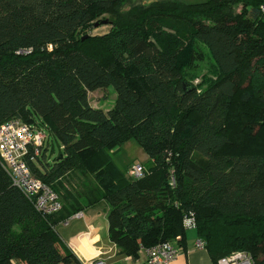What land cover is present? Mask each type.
<instances>
[{
  "label": "trees",
  "instance_id": "trees-1",
  "mask_svg": "<svg viewBox=\"0 0 264 264\" xmlns=\"http://www.w3.org/2000/svg\"><path fill=\"white\" fill-rule=\"evenodd\" d=\"M123 1L0 0V125L45 135L23 161L60 202L41 216L0 161V264H81L54 228L101 202L120 254L182 246L191 215L214 264L240 252L264 264V151H224L233 104L250 107L244 135L264 129V0L157 2L120 15ZM102 25L107 33L88 35ZM185 40L191 56L180 63ZM108 89L111 108H93L88 96ZM129 141L148 159L143 178L112 160ZM74 173L84 182L71 192L62 184Z\"/></svg>",
  "mask_w": 264,
  "mask_h": 264
},
{
  "label": "built area",
  "instance_id": "built-area-1",
  "mask_svg": "<svg viewBox=\"0 0 264 264\" xmlns=\"http://www.w3.org/2000/svg\"><path fill=\"white\" fill-rule=\"evenodd\" d=\"M44 140L45 135L42 132L34 133L30 127L19 121L9 120L0 125V161L8 171L11 183L32 202L37 213L41 216H54L60 210L58 196L41 181L34 179L23 161L28 147L30 145L39 147ZM127 175L129 178L140 179L145 176V171L141 165L135 163L132 164ZM74 217H78V215H74ZM62 223L67 226V220ZM182 224L185 230L195 227L191 215L184 218ZM195 247L203 250V244L198 240ZM141 252L145 255L144 264H168L178 256V249L174 242L140 248L138 253ZM216 264H251V258L244 252L232 253L227 257L220 258Z\"/></svg>",
  "mask_w": 264,
  "mask_h": 264
},
{
  "label": "crops",
  "instance_id": "crops-1",
  "mask_svg": "<svg viewBox=\"0 0 264 264\" xmlns=\"http://www.w3.org/2000/svg\"><path fill=\"white\" fill-rule=\"evenodd\" d=\"M47 149L51 148L47 146ZM83 182V179L77 181L78 184ZM62 185L65 190H69L67 183ZM107 212L108 208L102 202L85 208L75 214L78 217L69 216L67 226L59 223L54 228L55 232L61 243L76 256L81 264L97 262L102 264H144L145 255L142 252L132 258L120 254L109 242ZM184 236V244L177 247L178 256L168 264H214L205 248L200 250L195 247L198 238L194 228L186 230Z\"/></svg>",
  "mask_w": 264,
  "mask_h": 264
},
{
  "label": "rangeland",
  "instance_id": "rangeland-1",
  "mask_svg": "<svg viewBox=\"0 0 264 264\" xmlns=\"http://www.w3.org/2000/svg\"><path fill=\"white\" fill-rule=\"evenodd\" d=\"M173 1L176 3H183V4H192V3H201L206 0H124L118 8V13L120 15L126 14L128 11L133 9L134 7H148L152 4H155L157 2H168ZM107 30H109V27L106 25H102L100 27H97L95 29H92L89 31V36H102L103 34L107 33ZM87 35V36H88ZM191 46L190 42L188 40H185L183 43V47L181 50V58L180 63L186 62L189 57L191 56ZM94 54L97 56V58L103 60L105 59L104 52L101 51L99 47H93ZM203 71H206L205 69ZM200 80V77H196L193 80V83H197ZM114 101V93L111 89H108L106 91H98L90 94L88 96V102L89 104L95 108L100 109L103 112H106L109 110L112 106V103ZM249 106H244L240 103L233 104V107L231 109V114L228 119V127H227V134L231 137V144L225 148L226 154H235V153H241L243 151H254L260 153L261 151H264V147H262V139H264V129L261 130L259 133V137L257 139L251 140L249 139L248 135H244L245 132L241 131V126L243 122H245L247 119L250 118L249 113ZM113 162L119 167V168H126L129 164L136 163L146 164L147 157L143 150H141L134 142L129 141L127 143H124V145L120 148V151L118 154L112 157ZM64 183H67V187L71 192H76L78 189V183L77 181L79 176L78 173L70 174L66 176ZM191 229V228H190ZM189 230V229H188Z\"/></svg>",
  "mask_w": 264,
  "mask_h": 264
},
{
  "label": "water",
  "instance_id": "water-1",
  "mask_svg": "<svg viewBox=\"0 0 264 264\" xmlns=\"http://www.w3.org/2000/svg\"><path fill=\"white\" fill-rule=\"evenodd\" d=\"M103 24H105V22H103ZM95 26H97V25H95Z\"/></svg>",
  "mask_w": 264,
  "mask_h": 264
}]
</instances>
